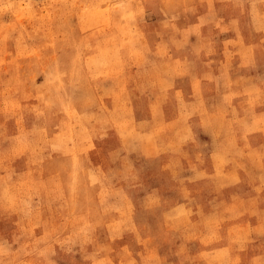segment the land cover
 <instances>
[{"label":"rangeland","instance_id":"rangeland-1","mask_svg":"<svg viewBox=\"0 0 264 264\" xmlns=\"http://www.w3.org/2000/svg\"><path fill=\"white\" fill-rule=\"evenodd\" d=\"M0 264H264V0H0Z\"/></svg>","mask_w":264,"mask_h":264}]
</instances>
